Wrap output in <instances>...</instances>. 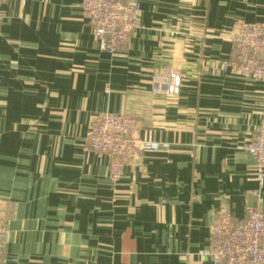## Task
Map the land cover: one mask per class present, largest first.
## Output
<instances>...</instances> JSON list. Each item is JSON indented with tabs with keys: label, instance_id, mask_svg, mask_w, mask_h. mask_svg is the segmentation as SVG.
<instances>
[{
	"label": "crops",
	"instance_id": "1",
	"mask_svg": "<svg viewBox=\"0 0 264 264\" xmlns=\"http://www.w3.org/2000/svg\"><path fill=\"white\" fill-rule=\"evenodd\" d=\"M82 1L2 0L0 264H213L198 257L210 213L241 221L256 203L244 145L264 122V84L222 65L264 0H128L139 27L114 55ZM162 71L181 75L176 92L155 90ZM101 112L130 114L155 145L114 183L85 149Z\"/></svg>",
	"mask_w": 264,
	"mask_h": 264
},
{
	"label": "built area",
	"instance_id": "2",
	"mask_svg": "<svg viewBox=\"0 0 264 264\" xmlns=\"http://www.w3.org/2000/svg\"><path fill=\"white\" fill-rule=\"evenodd\" d=\"M2 1L0 0V7ZM83 16L99 47L111 55L125 47L139 27V5L128 0H83ZM1 20V14H0ZM233 52L222 65L240 76L264 84V21L241 22L233 35ZM156 91L176 92L181 75L162 71L154 78ZM85 149L108 159L111 182L121 179L125 167L154 143L138 134L136 119L124 112H101L95 115L84 137ZM253 159L258 188L256 203L244 207L241 221L225 209H216L209 216V236L206 247L198 252L201 261L213 264H264V209L259 193L264 180V122L244 145ZM3 246V219L0 216V253Z\"/></svg>",
	"mask_w": 264,
	"mask_h": 264
},
{
	"label": "rangeland",
	"instance_id": "3",
	"mask_svg": "<svg viewBox=\"0 0 264 264\" xmlns=\"http://www.w3.org/2000/svg\"><path fill=\"white\" fill-rule=\"evenodd\" d=\"M2 1V0H1ZM238 30V29H237ZM237 32V31H236ZM232 39H233V36H232ZM232 39H231V41H232ZM137 122V121H136ZM138 124V123H137Z\"/></svg>",
	"mask_w": 264,
	"mask_h": 264
}]
</instances>
